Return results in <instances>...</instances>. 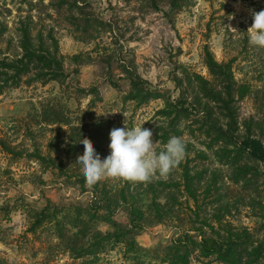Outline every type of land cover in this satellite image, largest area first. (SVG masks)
Returning <instances> with one entry per match:
<instances>
[{"label":"rangeland","instance_id":"obj_1","mask_svg":"<svg viewBox=\"0 0 264 264\" xmlns=\"http://www.w3.org/2000/svg\"><path fill=\"white\" fill-rule=\"evenodd\" d=\"M81 1L86 2V13L90 17L112 21L118 27L120 42L114 41L111 33L76 32L67 22L66 12L63 15L53 12L51 20L46 13L43 15L46 24L56 28L61 54L68 58V70L73 72L78 67L80 72L68 80L69 86L56 82L46 86L35 84L0 95V139L7 141L15 151L7 154L0 148V211L6 206H21L23 201L44 207L51 200L61 212L67 213L71 204L90 202L96 186L103 197L106 191L113 197L130 182L104 179L99 184L87 185L76 164L77 158L83 156L80 139H87L103 160L110 154L112 129L143 125L152 130L157 151L164 149L174 129L158 116L165 108L164 101H152L143 106L129 102L130 85L117 65L134 66L154 89L177 98L175 74L188 72L210 79L204 63L209 47L218 62H233L238 81L247 83L253 90L264 88V49L251 46L247 34L253 23V13L264 10V0H193L190 8L172 18L166 16L167 7L160 12L141 13L136 3L128 4L125 0ZM4 6L13 11L11 16ZM28 10V4L20 0H0V11L5 15L0 20L9 23L12 32L14 22L20 15H27ZM10 37L9 32L1 42L2 49H7ZM16 48L17 42H14L13 51ZM79 55L86 64L76 66L70 61L69 57ZM78 85L87 93L78 91ZM49 104L64 108L72 125L82 130L72 136L66 126L35 125L34 107L41 110ZM259 114L252 97L241 103L243 119ZM181 138L186 144L185 158L167 178L154 176L148 182H130L133 188L142 184L145 189L155 183L160 191L168 183L165 190L175 203V217L169 215L161 224H147L138 239L139 245L152 251L168 245L175 235L186 231L205 229L210 233L205 223L213 224V219L218 217H223L225 229L231 223L242 232L248 229L255 241H264V222L257 216L261 215L262 191L233 184L227 177L229 169L222 167L212 153H208V158L200 155L206 149L197 139L187 132ZM36 151L47 159L56 160V165L36 160ZM187 164L193 175L204 173L202 179L206 189L200 191L198 205L187 196L184 188L179 189ZM208 184H212L210 189ZM118 213L117 219L126 222L123 211ZM0 229H8L0 233L7 240L5 244L0 243V261H6L5 264H159L162 260L155 261L154 257L158 259L155 254L145 252L140 259L128 260L122 246L99 257L75 259L59 246L54 226L45 227L37 236L30 235L29 219L20 209L12 214L10 221L0 212ZM191 264L218 263L201 259L196 254Z\"/></svg>","mask_w":264,"mask_h":264},{"label":"trees","instance_id":"obj_2","mask_svg":"<svg viewBox=\"0 0 264 264\" xmlns=\"http://www.w3.org/2000/svg\"><path fill=\"white\" fill-rule=\"evenodd\" d=\"M20 1L28 4L29 10L26 12L27 15H20L14 22L13 32L9 23L0 20V95L6 91L35 84L46 86L56 82L62 86H69L68 80L79 74L78 67L73 72L68 70V58L61 54L56 28L46 24V19H43L45 13L51 20L54 19V14L63 15L66 12V20L76 32L88 33L93 30L99 34L111 33L114 41L116 40L118 44L120 42L117 38L118 27H115L112 21H99L94 16L90 17L86 13V2ZM125 2L136 3L141 13L160 12L167 7L169 10L166 16L170 18L193 4V0H125ZM4 9L8 16L13 14L7 6H4ZM2 14L4 13L0 11V17L5 16ZM9 32L11 37L7 40V49L4 50L1 48V42L5 41V36ZM14 42H17V48L13 51ZM69 59L76 66L86 64L82 63L84 59L81 55ZM204 63L210 73V79L195 73L175 74L173 80L179 94L177 98L154 89L151 83L139 75L134 66L123 63L117 65V68L127 76L126 80L130 85L127 95L129 102L143 106L152 101H164L165 108L158 112V116L167 120L165 121L168 123L167 126L174 128L173 136L181 137L187 132L206 149L201 151L200 155L208 158L210 152L222 167L229 169L227 177L233 184L244 189L248 187L247 190L251 188L252 191H262L259 201L261 215L257 216L264 222V88L253 90L247 83L238 81L233 62H218L209 47L204 54ZM77 90L87 93L80 85ZM248 97L253 98L260 114L257 117L243 119L241 103ZM33 115H36L34 122L38 127L66 126L69 127L72 136L82 130L81 127L72 125L64 108L55 104L46 105L41 110L34 107ZM0 148L7 154L15 152L3 139H0ZM34 156L41 163L49 161L53 166L56 165V160L47 159L40 151H36ZM62 165L65 163L62 162ZM185 169L184 181L179 189L184 188L187 196L198 205L199 193L202 188L206 189L202 179L204 173L193 175L189 164ZM156 185L153 183L149 189L148 187L145 189L142 184L133 188L128 182L117 190L113 197H110L107 191L103 197L96 186L90 202L71 204L70 208H67V213L61 212L60 207L54 205L51 200L44 207L23 201L21 206L2 207L0 212L5 215L7 221H10L16 210H22L29 219L30 235L37 236L45 227L54 226L59 246L75 259L99 257L122 246L128 260L140 259L149 253L157 256L158 259L154 257L155 261L162 259L159 264H191L196 254L201 259L213 260L218 264H264V241H255L254 235L248 229L242 232L231 223H228L225 229L223 217L213 219V224L205 223L211 230L210 233L205 229L186 231L175 235L168 245L160 246L158 249L151 251L141 247L138 239L147 224L152 222L161 224L169 215L173 217L176 215L173 205L175 203H172L168 191L165 190L168 183L163 185L162 191ZM211 185L208 186L209 189ZM83 188L84 190L87 188L85 182ZM161 200L164 202L161 203ZM122 211L126 222L117 219L118 212ZM262 228L264 230V225ZM3 230L8 229H0V233ZM192 232L196 234L193 235ZM6 242V238L0 235V243ZM5 263L6 261H0V264Z\"/></svg>","mask_w":264,"mask_h":264},{"label":"clouds","instance_id":"obj_3","mask_svg":"<svg viewBox=\"0 0 264 264\" xmlns=\"http://www.w3.org/2000/svg\"><path fill=\"white\" fill-rule=\"evenodd\" d=\"M249 44L264 49V10L253 13V23L247 30ZM83 156L78 157L86 184L95 185L104 179L148 182L154 176L167 178L185 158L186 144L173 136L163 150L157 151L153 132L143 125L135 128H114L110 132V154L101 159L87 139H80Z\"/></svg>","mask_w":264,"mask_h":264}]
</instances>
